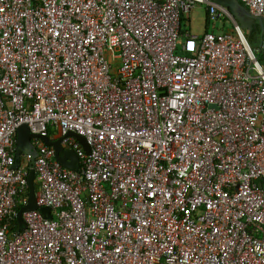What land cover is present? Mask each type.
<instances>
[{"label": "built area", "instance_id": "2783aa9c", "mask_svg": "<svg viewBox=\"0 0 264 264\" xmlns=\"http://www.w3.org/2000/svg\"><path fill=\"white\" fill-rule=\"evenodd\" d=\"M258 50L213 0H0V264H264V31ZM21 125L51 219L17 232Z\"/></svg>", "mask_w": 264, "mask_h": 264}, {"label": "water", "instance_id": "95a60500", "mask_svg": "<svg viewBox=\"0 0 264 264\" xmlns=\"http://www.w3.org/2000/svg\"><path fill=\"white\" fill-rule=\"evenodd\" d=\"M214 4L218 7L225 8L229 11L232 20L238 22L243 29H250L252 27L254 17L249 15L246 10L242 7L239 0H213ZM259 24L264 27L263 23L259 21ZM68 137H72L80 145L83 152L88 154V145L85 139L74 133L69 132ZM37 137L34 134H31L26 125H21L16 130V164L14 168L17 169L20 165L21 157L23 154H30L31 160L29 163L28 175L26 178L27 181V198L25 204L18 210L17 215L15 216L17 228L16 231L19 232L23 229V219L22 213L29 210H38L45 218L51 219L49 209L47 207H39L34 203L35 197V177L33 172L34 164V155L31 152L30 140ZM43 142L51 146L55 152V159L58 163L63 166L65 169L74 171L78 167V159L75 152L71 149H66L62 146V138H57L56 140H51L46 136H39Z\"/></svg>", "mask_w": 264, "mask_h": 264}, {"label": "rangeland", "instance_id": "374dc122", "mask_svg": "<svg viewBox=\"0 0 264 264\" xmlns=\"http://www.w3.org/2000/svg\"><path fill=\"white\" fill-rule=\"evenodd\" d=\"M205 8L195 7L190 11L189 21H184L182 27L185 30L190 31L192 35H202L205 31ZM244 33L247 36V39L255 51L259 52L258 48L261 43V34L264 29L261 28V25L258 23L256 18L253 19L252 27L250 29H243Z\"/></svg>", "mask_w": 264, "mask_h": 264}, {"label": "trees", "instance_id": "16d2710c", "mask_svg": "<svg viewBox=\"0 0 264 264\" xmlns=\"http://www.w3.org/2000/svg\"><path fill=\"white\" fill-rule=\"evenodd\" d=\"M241 5H242V7L244 8V6H243V4L241 3ZM245 9V8H244ZM182 22L184 23V19H182ZM183 25V24H182ZM261 28H263L262 26H261ZM36 186H35V193H36ZM20 209V208H19Z\"/></svg>", "mask_w": 264, "mask_h": 264}, {"label": "flooded vegetation", "instance_id": "af4514ba", "mask_svg": "<svg viewBox=\"0 0 264 264\" xmlns=\"http://www.w3.org/2000/svg\"><path fill=\"white\" fill-rule=\"evenodd\" d=\"M258 20V19H257ZM258 23H259V20H258Z\"/></svg>", "mask_w": 264, "mask_h": 264}, {"label": "crops", "instance_id": "0c3cea01", "mask_svg": "<svg viewBox=\"0 0 264 264\" xmlns=\"http://www.w3.org/2000/svg\"><path fill=\"white\" fill-rule=\"evenodd\" d=\"M205 32V31H204Z\"/></svg>", "mask_w": 264, "mask_h": 264}]
</instances>
